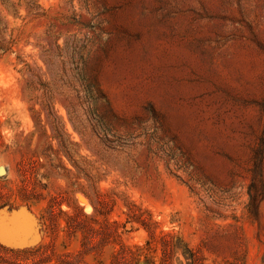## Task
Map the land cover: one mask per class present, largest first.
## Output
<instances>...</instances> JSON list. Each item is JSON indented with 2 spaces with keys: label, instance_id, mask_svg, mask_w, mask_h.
Listing matches in <instances>:
<instances>
[{
  "label": "rangeland",
  "instance_id": "rangeland-1",
  "mask_svg": "<svg viewBox=\"0 0 264 264\" xmlns=\"http://www.w3.org/2000/svg\"><path fill=\"white\" fill-rule=\"evenodd\" d=\"M0 264H264V0H0Z\"/></svg>",
  "mask_w": 264,
  "mask_h": 264
},
{
  "label": "bare ground",
  "instance_id": "bare-ground-1",
  "mask_svg": "<svg viewBox=\"0 0 264 264\" xmlns=\"http://www.w3.org/2000/svg\"><path fill=\"white\" fill-rule=\"evenodd\" d=\"M88 210H89V208H88Z\"/></svg>",
  "mask_w": 264,
  "mask_h": 264
}]
</instances>
